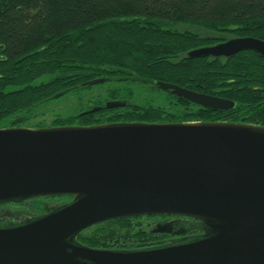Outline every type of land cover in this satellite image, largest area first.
<instances>
[{"label": "water", "instance_id": "water-1", "mask_svg": "<svg viewBox=\"0 0 264 264\" xmlns=\"http://www.w3.org/2000/svg\"><path fill=\"white\" fill-rule=\"evenodd\" d=\"M242 52L264 59V41L235 38L192 50L188 58L231 59ZM154 85L216 112L235 108L233 101L178 85ZM127 106L110 101L105 109ZM56 196L73 199L40 216L0 220V264H264V127L130 122L0 128V205ZM164 215L198 221L203 234L136 251L76 241L110 220ZM155 232L188 231L173 232L168 224Z\"/></svg>", "mask_w": 264, "mask_h": 264}, {"label": "trees", "instance_id": "trees-1", "mask_svg": "<svg viewBox=\"0 0 264 264\" xmlns=\"http://www.w3.org/2000/svg\"><path fill=\"white\" fill-rule=\"evenodd\" d=\"M198 22L213 28L237 25L244 32L253 33L245 37L264 41V0H0V124L9 120L8 127H20L56 95L89 89L83 84L105 78L110 79L106 83H146L153 87L154 82H166L227 99L235 103L229 112L236 113V120L244 115L249 124L264 127V59L254 52H242L224 61L188 58L197 44L184 43L174 36L179 33L176 26ZM150 29L158 31L152 38L182 43L179 48L184 47L176 50V58H169L172 49L165 53L164 45L159 48L158 59L150 58V53L158 50L156 44L146 42V33L152 35ZM120 93L114 91L110 96L114 101H127L129 106L122 109L126 112L101 118L107 111L106 103H102L100 112L83 118V126L223 122L225 119L211 117L227 112L206 109L172 95L178 102L195 108L183 115L160 118L156 110L144 113L127 98L118 99ZM195 109L198 112H192ZM56 197L64 199L61 205L73 199ZM34 201L10 202L0 205V209L20 206L22 211L18 213H25V217L45 214V207L32 204ZM18 213L15 214L19 216ZM153 217L160 218L155 229L169 224L173 232H188L156 233L155 229L144 230L138 223L130 222L133 218H121L98 224L105 227L92 235L85 234L89 228L84 230L76 241L93 249L136 251L203 234L196 229L199 222L193 219Z\"/></svg>", "mask_w": 264, "mask_h": 264}, {"label": "rangeland", "instance_id": "rangeland-1", "mask_svg": "<svg viewBox=\"0 0 264 264\" xmlns=\"http://www.w3.org/2000/svg\"><path fill=\"white\" fill-rule=\"evenodd\" d=\"M148 27V26H147ZM152 31V35L146 33V42L156 44L158 50H154L153 53H150V58L155 60L158 59L157 53L160 51L159 48H162L163 45L165 46L164 52L168 49H172L169 53V58H176L174 56L177 55L176 50L181 49L179 46L182 44H176L177 41H163L159 39L152 38L156 36L158 32L156 29H150ZM176 30L181 34L176 33V37H180L184 43L192 41L193 43L197 44V48L215 45L221 41L232 40L234 38H244L248 35H253L252 32H244V29L240 28V26L232 25L229 27L224 28H213L210 25H206L205 23H187L182 26H176ZM150 35V37H148ZM152 36V37H151ZM151 39V41H148ZM165 42V43H163ZM192 43V44H193ZM162 46V47H161ZM152 50V49H151ZM174 52V53H173ZM166 53V52H165ZM163 56V55H162ZM166 58H168L166 56ZM121 92L119 94L118 99H125L127 98L131 104L137 105L140 108V111L147 110H156L160 115V118H166L169 116H177L183 115L185 112L194 109L190 105H184L182 102H178L171 94L159 91L153 87V85L149 84H135V83H104L100 85L93 86L89 89H82L76 90L70 93L65 94L63 97L48 101L47 103L43 104L39 107V109L32 115H29L28 118L23 121L19 126L22 128H30V129H38V128H51L50 126H58L64 125L66 123H70L71 125L83 126L85 125V120L83 118L88 116H81L82 113L90 111L95 107H99L102 103H107L110 101H114L112 96H110L111 92ZM129 106V105H128ZM127 106V107H128ZM123 108H116L104 111L101 116L110 115L108 116H117L120 115L119 113L123 114L126 110H122ZM130 111V110H129ZM192 112H198L197 109L193 110ZM92 115V114H91ZM200 116L205 117L203 114ZM207 115V114H206ZM90 116V115H89ZM244 118L241 119L243 122L245 121L246 124L249 122L246 121V117L242 115ZM103 118V117H101ZM186 118V117H184ZM122 119V118H121ZM198 119V118H195ZM201 119V118H200ZM227 119L225 115H216L212 116L211 120H224ZM237 119V118H236ZM67 120V121H66ZM106 119L102 120L105 121ZM101 121V120H97ZM240 122V120H239ZM11 124L9 120H6L2 124H0L1 128H10L8 127ZM251 124V123H250ZM59 127V126H58ZM37 199V200H36ZM36 200L32 202V204H39L45 207V214L49 211L54 210L57 207L61 206V202L64 201L62 198H36ZM37 203V204H36ZM34 205V206H35ZM5 209H0V220L2 219H14L18 213L22 211L20 206H5ZM22 208H24L22 206ZM26 209V208H25ZM17 211V212H16ZM20 215H25V213H18ZM27 214V213H26ZM133 219L130 221L134 224H139L144 230L148 229H155V224L160 222V218L157 217H132ZM179 218V217H177ZM173 218V219H177ZM172 219V218H171ZM138 226V227H139ZM105 227L101 225H95L88 230H86L85 234L92 235L95 232H99V230ZM146 239V238H145Z\"/></svg>", "mask_w": 264, "mask_h": 264}, {"label": "flooded vegetation", "instance_id": "flooded-vegetation-1", "mask_svg": "<svg viewBox=\"0 0 264 264\" xmlns=\"http://www.w3.org/2000/svg\"><path fill=\"white\" fill-rule=\"evenodd\" d=\"M235 39V38H234ZM227 41H229V40H227ZM224 42H226V41H221V42H219V43H217V44H215V45H210V46H205V47H211V46H216V45H218V44H221V43H224ZM200 48H203V47H200ZM197 49H199V48H197ZM240 54V53H239ZM260 56V55H259ZM261 57V56H260ZM207 59H211V60H215L214 58H212V57H209V58H207ZM220 60H222V61H224V60H226L227 58H219ZM218 59V60H219ZM231 111H233V110H231ZM222 112H226V111H222ZM230 113H232V112H229V111H227L226 113H225V116H227L228 114H230ZM236 113L234 112V113H232V114H230L229 115V117H228V119H225V121H223L224 123H233V124H245V125H253V124H246L245 123V121L243 122L241 119H243L244 120V118H241L240 119V122H239V120H236ZM234 117V118H233ZM220 122V121H219ZM165 123H169V122H165ZM170 123H172V122H170ZM77 126V125H76ZM253 126H257V125H253ZM28 216H31V215H27L26 217H28ZM23 217H25V216H23Z\"/></svg>", "mask_w": 264, "mask_h": 264}]
</instances>
